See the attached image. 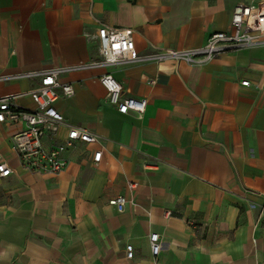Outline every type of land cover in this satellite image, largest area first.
Returning <instances> with one entry per match:
<instances>
[{"label": "crops", "instance_id": "1", "mask_svg": "<svg viewBox=\"0 0 264 264\" xmlns=\"http://www.w3.org/2000/svg\"><path fill=\"white\" fill-rule=\"evenodd\" d=\"M252 1L0 0V96L35 107L39 79L22 74L100 60L102 23L133 29L137 53L191 49ZM107 72L124 97L147 98L143 113L108 101ZM59 80L75 92L56 100L65 121L46 144L70 125L99 139L70 147L65 170L32 173L12 143L24 123L0 122V159L14 170L0 177V264H264V46L197 64L89 66ZM119 195L135 203L118 212L108 201Z\"/></svg>", "mask_w": 264, "mask_h": 264}, {"label": "built area", "instance_id": "2", "mask_svg": "<svg viewBox=\"0 0 264 264\" xmlns=\"http://www.w3.org/2000/svg\"><path fill=\"white\" fill-rule=\"evenodd\" d=\"M98 48L101 59L88 64H78L65 67H52L37 71L25 72L22 75L39 79V83L30 91L35 107L29 108L18 103V94L0 96V122L24 123V127L14 133L12 143L17 152L20 165L32 173L56 174L65 170L69 164L65 156L67 150L77 142L96 143L98 135L92 130L78 125L68 126L67 134L59 142L46 144V139L55 138L64 123L65 117L55 105L61 96L74 94L71 83H62L60 74L84 69L89 66H108L124 61L161 63L172 60L176 63L185 61L190 64L204 63L220 54L247 47L264 46V0H253L249 3H239L235 6L231 28L226 31L211 33L206 43L191 49L156 48L152 52L137 53L133 29L111 27L102 23L98 29ZM1 78V77H0ZM107 91L108 101L115 105L121 113L136 111L143 113L148 104L145 97H124L123 86L111 72L99 77ZM154 82V81H152ZM243 85H251V81H242ZM102 151L93 155L95 164L99 163ZM13 168L0 159V177H8ZM135 184L131 183L130 188ZM109 205L118 212H123L128 204H134L133 198L125 195L112 197ZM168 215L171 212H167ZM150 249L154 260H158L162 252L161 235L153 232L149 236ZM134 249L127 247V257L132 258Z\"/></svg>", "mask_w": 264, "mask_h": 264}]
</instances>
